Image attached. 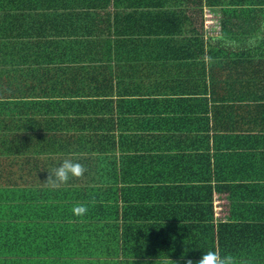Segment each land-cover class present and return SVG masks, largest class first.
<instances>
[{"label":"trees","instance_id":"1","mask_svg":"<svg viewBox=\"0 0 264 264\" xmlns=\"http://www.w3.org/2000/svg\"><path fill=\"white\" fill-rule=\"evenodd\" d=\"M109 1L116 6L119 0H0V185L21 184L29 178L46 180L48 170L63 159H79L87 171L83 177L61 185L63 214L74 215L72 208L79 203L88 208L82 217H92L97 211L114 217L105 234L92 231L89 225L88 231L93 236L87 237L86 224H82L71 235V228L65 227L64 247L116 248L119 240L114 201L118 199L119 187L125 192L132 187L124 184L145 183L143 190L138 191L140 197L151 198L154 194L148 184L150 176L127 173L130 169L127 167L149 165L151 160L164 163L167 157L141 154L140 151L151 149L141 146L151 140L150 130L155 128L149 120L128 124L124 117L126 104L135 106L137 99H115L111 89L150 86L163 92L174 85L187 91L203 88L205 94H188L183 100L192 106L197 101L200 105L204 103L207 131L226 133L234 129L231 123L239 118L232 121L231 118L236 111H250L252 120L264 125V95H207L213 87L224 90L236 86L264 87V0H135L132 10L122 13L115 8L112 14L103 11ZM37 7L43 9L42 15L34 11ZM206 9L217 14L210 30L205 25ZM44 20L47 22L42 23ZM169 47L177 48L176 52H170L175 56L182 53L191 56L189 63L195 65L190 69L195 74L188 72L178 81L167 80L159 72L148 78L153 68L150 60L165 56ZM143 54L150 59L137 62L136 57ZM203 54L223 57L209 64L213 68L218 66L217 72L206 67L204 61L194 63ZM231 56L234 59L230 62ZM159 64L163 66L166 62ZM155 95L153 101L168 104V96ZM240 98L250 101L241 102ZM209 112L212 126L208 125ZM166 119V114L160 116L157 130L166 133L162 125ZM186 120L193 123L196 116ZM137 129L140 132L134 133ZM165 133L161 138L154 135V145L159 150L168 147ZM208 136L207 132L206 142ZM169 145L170 149L172 144ZM172 158L173 155L169 157ZM179 158L185 163L192 156ZM38 167L45 170L35 174L33 169ZM210 168L207 156L202 186L206 222L201 241L206 250H215L217 237L223 255L253 240L231 238L232 232L239 233L244 228H234L230 222H221L214 228V178L226 181L235 176L228 173L229 165L225 162L214 166L215 176ZM186 176L182 174L183 182ZM225 190L227 198H248L229 185ZM10 241L0 237V249L7 248Z\"/></svg>","mask_w":264,"mask_h":264},{"label":"crops","instance_id":"2","mask_svg":"<svg viewBox=\"0 0 264 264\" xmlns=\"http://www.w3.org/2000/svg\"><path fill=\"white\" fill-rule=\"evenodd\" d=\"M131 1L119 0L116 6L109 1L110 4L105 6L103 11L111 14L115 8L122 13L130 11L135 8L131 6L135 0ZM34 11L37 15H42L43 9L37 7ZM208 11L210 17H206L205 21L209 20L211 23L216 19L217 14ZM46 22L42 21V23ZM210 23L206 26L209 30L214 28V22ZM187 28L188 26L185 25V29ZM203 47L206 52V42ZM176 50L177 48L169 47L165 56L158 57L157 60L152 58L150 62L153 63L150 66L153 68L148 78L159 72L167 80L178 81L188 72L195 74L193 68L190 69L191 65H195L189 63L191 56H186L184 53L175 56L170 53ZM149 59L150 56L145 54L136 57L137 62L143 63ZM222 59L221 56L212 58L203 54L198 56L194 63L199 64L204 61L206 67L217 72L219 67L213 68V65L209 66V64ZM233 59L234 57L231 56L230 62ZM163 61L166 65L162 66L159 62ZM248 68L251 70L250 67ZM133 89L113 88L110 91L115 99H137L135 106L126 104L124 117L128 120V124L135 125L149 120L150 125L155 128L150 130L151 140H148L146 144L142 142L141 146L151 147L150 153L140 151L141 154L144 156L166 154L167 157L164 158V163L160 160H151L149 165L127 167L130 168L127 173L150 176L148 184L154 194L151 198L140 197L138 191L143 190L142 186L146 185L145 183L124 184L122 186L133 188H126L125 192H122L119 187L118 199L114 201V206L117 207L118 246L109 249L77 248L72 245L64 247L62 237L65 227L71 228V235L82 224H86L85 235L87 237L93 236L88 231L89 225L92 231L105 234L108 224L113 223L114 217L103 211H97L92 217L64 215L61 209L63 186L52 189L45 186V179L32 180L29 178L21 184L0 185V237L11 240L7 248L0 249V264H143L145 259H148V264H163L168 256L176 260L182 252H187V255L194 260L199 259L203 252L208 251L204 246V241H201L205 233L203 225L206 222L204 217L206 200L203 197L202 186L205 184L207 174V156L212 176H215L216 169L213 170L217 162L220 166L224 162L229 165L228 173L235 176V179L226 181L224 179L217 181L215 176V180H212L214 228L216 229L217 224L221 222H230L235 225L234 228H244V231L232 232L229 236L245 242L253 240V243L248 242L249 245H243L240 246L242 248L231 249L227 252L235 253L237 257L248 258L251 264H264V128H262L264 125H260L259 121L254 122L250 111H236L232 113L231 118V121L239 118L238 121L231 123L234 129L229 132L225 131L226 133L216 130L218 133H214L212 129L208 131L205 129L207 125L205 117L207 116L204 103L200 105L197 101L196 106H192L183 100L189 96L188 94L193 96L205 94L206 91L203 88H201L203 91L199 89L187 91L174 85L164 88L163 92H158L156 88L150 86H139ZM157 93L168 96V104H158L153 101L157 98L154 97ZM220 93L240 97L261 96L264 95V87L256 89L236 86L225 90L213 87L209 88L207 95ZM240 99H243L239 100L241 102L250 101V98ZM164 114L167 119L162 125L166 128V133L165 130L161 131L156 128L158 119ZM207 115L208 125L212 126V112ZM191 116H196V121L193 123L186 120ZM189 126L194 129L188 130ZM135 132L140 131L137 129ZM207 132L208 142L204 138ZM164 133L168 147L169 144L172 145L170 149L167 147L163 151L154 145V135L161 138ZM223 134L230 136L222 137L225 136ZM172 155L173 158L169 159ZM183 155H191L192 158H188L183 163V160L179 158ZM176 163L180 164L176 165ZM27 170L28 168L24 169L25 172ZM40 170L45 169L41 167L33 169L35 174H39ZM183 173L187 175L184 182L181 179ZM226 185H229L230 189L234 188L239 192L238 194L247 195L248 198H227ZM3 192L5 196L2 195ZM218 194H224L226 197L216 203L215 196ZM184 196L186 198H183ZM4 206L15 209L5 211ZM218 206L223 207V215L220 217L216 216ZM215 242V250L219 251L217 237Z\"/></svg>","mask_w":264,"mask_h":264},{"label":"clouds","instance_id":"3","mask_svg":"<svg viewBox=\"0 0 264 264\" xmlns=\"http://www.w3.org/2000/svg\"><path fill=\"white\" fill-rule=\"evenodd\" d=\"M87 171L86 167L79 162V159L65 158L58 166L48 170V177L44 181L45 186L52 189H57L61 185L67 184L72 178L83 177ZM72 212L76 216H84L88 212L85 204H76L72 208ZM251 264V261L245 257H237L231 253L221 254L218 250L210 249L203 252L199 259L194 260L187 252H182L176 260L169 258L163 261V264ZM143 264H148V259H145Z\"/></svg>","mask_w":264,"mask_h":264},{"label":"built area","instance_id":"4","mask_svg":"<svg viewBox=\"0 0 264 264\" xmlns=\"http://www.w3.org/2000/svg\"><path fill=\"white\" fill-rule=\"evenodd\" d=\"M208 13H209V11L206 10V15H207V17L209 16ZM205 23H206V25H208V24L210 23V21H209V20H206ZM215 199H216V203H218L220 200H223V198H222L221 196H219V194L215 196ZM222 209H223L222 206H218V207H217V210H218V213H217V215H216L217 217L223 215V213H222Z\"/></svg>","mask_w":264,"mask_h":264},{"label":"rangeland","instance_id":"5","mask_svg":"<svg viewBox=\"0 0 264 264\" xmlns=\"http://www.w3.org/2000/svg\"><path fill=\"white\" fill-rule=\"evenodd\" d=\"M206 10H207V9H206ZM206 17H207V15L205 16V18H206ZM209 17H210V15L208 16V18H209ZM208 18H207V19H208ZM213 21H214V20H213ZM214 23H215V21H214Z\"/></svg>","mask_w":264,"mask_h":264}]
</instances>
